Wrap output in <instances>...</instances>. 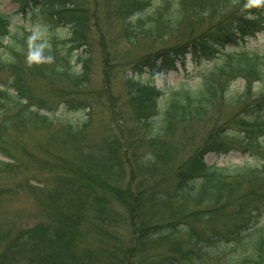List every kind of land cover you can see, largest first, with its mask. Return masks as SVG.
<instances>
[{"label":"trees","instance_id":"1","mask_svg":"<svg viewBox=\"0 0 264 264\" xmlns=\"http://www.w3.org/2000/svg\"><path fill=\"white\" fill-rule=\"evenodd\" d=\"M11 1L19 4L17 15L34 11L38 33L48 34L38 43L23 27L12 31L11 16L0 12V70L12 78L0 89L2 131L55 128L53 140L71 145L73 156L52 155L57 184L46 193L42 222L15 231L0 264L16 256L25 264H264V53L226 51L262 32L264 0ZM112 19L128 45L145 38L161 48L131 62L111 52L106 27ZM183 30L186 42L165 47L162 39ZM95 43L107 85L113 72L131 67L124 89L134 141L132 131L117 129L88 142L97 100L87 91ZM188 56L215 61L196 86L164 91L141 80L177 71ZM26 77L46 82L63 109L86 112L85 118L62 119L33 107ZM238 81L243 92L235 91ZM255 84L258 93L246 104ZM241 104L236 118L223 119V109ZM178 125L185 128L182 145L195 127L203 142L177 166L171 139ZM232 126L242 133H231ZM243 144L262 150L258 165L207 164L210 153L228 154ZM0 155L7 161L0 169L12 172L15 159L1 146ZM224 215L234 223L220 228ZM10 237L1 235L0 244Z\"/></svg>","mask_w":264,"mask_h":264},{"label":"rangeland","instance_id":"2","mask_svg":"<svg viewBox=\"0 0 264 264\" xmlns=\"http://www.w3.org/2000/svg\"><path fill=\"white\" fill-rule=\"evenodd\" d=\"M90 1L84 0V3H90ZM17 11V4L10 0H0L1 13L14 15ZM32 15L33 13L29 11L23 17L24 23L29 30L33 31L36 42L40 43L42 37L46 36L48 32L44 29L41 34L38 33L39 26H34L35 18ZM18 19L19 17L15 18V23L22 25L23 21ZM112 20L110 21V26H105L107 28L106 39L112 47L111 52L123 55L128 62L135 61L147 54L155 53L161 48L162 45L156 43L154 39L145 38L135 40L133 46L128 45L124 40H121L120 24ZM182 32H177L171 40L162 39L165 42V47H178L180 43L186 42V30ZM65 34H67V31H65ZM229 50L264 53V31L238 46H228L226 51ZM91 62V79L87 91L93 92L97 100L94 101L96 105H93L94 112L88 133V142H99L107 137L110 131H116L117 129L132 131L130 138L131 141H134L138 136V132L133 127V120L127 108L124 89V79L126 76L132 74L131 67L126 66L122 70L113 72L112 79H109V84L107 85L106 76L103 73L102 48L98 43H95L91 50ZM214 65L215 61L211 63L208 61L200 62L189 57L185 65H178V71L160 75L147 73L142 76L141 80L146 83H152L154 87L164 91H168L182 83L196 86L203 79L204 74L208 73ZM11 79V74L7 70H0V89L9 86ZM23 83L29 88L35 99L33 100V107L42 106L44 110L52 112L51 116L62 115L66 117L62 119L82 120L85 118L86 112L80 111L74 113L63 109L62 101L58 99V93L46 82L26 77ZM243 85L242 81H238L235 91L243 92ZM253 93H258V86L256 84L251 94L252 96H247L245 100L246 104L253 103ZM110 103H113L116 109V116L113 115ZM243 106L244 104H241L234 108L223 109V119L236 118L241 113ZM104 123H106V126H104ZM201 129L203 130V128ZM229 129H231V133L233 134L242 133V130L235 126ZM199 130L197 127L191 129L190 131L193 132V135L186 145H182L185 128L183 125H178L175 128L173 138L171 139V143L178 147L175 165H181L202 144L203 133ZM54 131L55 128L39 131L28 129L23 133L2 131L0 120V146L7 150L15 159V168L12 172L0 169V236L5 234L11 235L4 242V245L0 244V255L5 245L7 246L10 243L15 231L18 234L28 227H35L42 222L41 217L44 211L46 193L57 184L56 172L52 170L54 166L52 155H63L67 160L73 156L71 145L65 147L60 141L53 140ZM234 141L241 144L237 139ZM259 150L246 144H243V147L236 145L228 154L218 155L210 153L205 159L208 165H215L217 167L255 166L259 164L262 156V150ZM0 161L7 162L1 155ZM259 190L262 191L261 188ZM230 223L234 222L229 215L222 216L216 222L220 228ZM164 252V246L157 250L158 255H163ZM15 260L12 258L6 264H25L20 256H16Z\"/></svg>","mask_w":264,"mask_h":264}]
</instances>
